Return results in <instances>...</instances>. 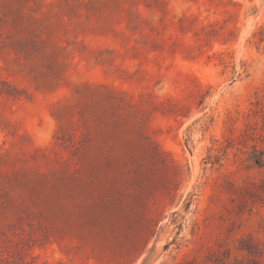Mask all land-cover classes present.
I'll use <instances>...</instances> for the list:
<instances>
[{"label": "rangeland", "instance_id": "1", "mask_svg": "<svg viewBox=\"0 0 264 264\" xmlns=\"http://www.w3.org/2000/svg\"><path fill=\"white\" fill-rule=\"evenodd\" d=\"M0 264H264V0H0Z\"/></svg>", "mask_w": 264, "mask_h": 264}]
</instances>
